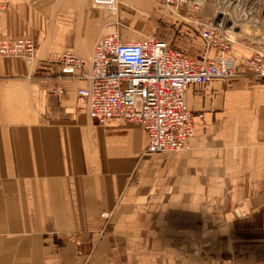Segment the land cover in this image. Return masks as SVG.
<instances>
[{
	"label": "crops",
	"instance_id": "crops-1",
	"mask_svg": "<svg viewBox=\"0 0 264 264\" xmlns=\"http://www.w3.org/2000/svg\"><path fill=\"white\" fill-rule=\"evenodd\" d=\"M0 2L3 35L31 38L40 58L32 73L0 56V264H264V79L237 62L189 85L203 113L189 148L143 154L139 124L89 118L80 82L56 79L64 49L98 38L90 0Z\"/></svg>",
	"mask_w": 264,
	"mask_h": 264
},
{
	"label": "built area",
	"instance_id": "built-area-1",
	"mask_svg": "<svg viewBox=\"0 0 264 264\" xmlns=\"http://www.w3.org/2000/svg\"><path fill=\"white\" fill-rule=\"evenodd\" d=\"M174 0H165V4ZM114 0H92V8L111 12ZM5 5L0 2V12ZM204 53L189 56L170 41L155 35L137 40H122L119 33L100 35L88 56L64 49L58 59L57 79L80 82L75 87L77 100L88 116L103 122L121 117L139 124L148 141L143 154L186 150L194 135L195 118L203 122V113L194 114L186 104L191 84L212 79L226 80L237 74L235 60L228 56L233 39L223 29L221 19L197 22ZM0 23V56H19L32 66L39 62L36 44L31 38H8ZM213 48L217 54L207 56ZM250 75L264 78V52L244 59ZM64 86L56 91L65 92ZM103 212L102 216H107Z\"/></svg>",
	"mask_w": 264,
	"mask_h": 264
},
{
	"label": "rangeland",
	"instance_id": "rangeland-1",
	"mask_svg": "<svg viewBox=\"0 0 264 264\" xmlns=\"http://www.w3.org/2000/svg\"><path fill=\"white\" fill-rule=\"evenodd\" d=\"M91 1L90 7L92 8ZM114 1L115 9L111 12L102 8H94L98 10L101 21V31L98 37L109 31L118 32L122 40H137L155 35L170 41L173 46L183 51L188 50L193 57H198L204 53V49L201 52L200 43H196L197 39L200 41L198 36L200 26L197 22L206 23L211 19H221L223 29L233 39L230 50L225 54L234 58L235 67L239 62L246 68L244 64L246 57L256 52H264V0H174L168 4H165V0ZM185 42L188 43L187 46L184 45ZM207 51L206 55L210 57L218 53L213 48ZM88 55L89 53L80 56ZM39 62L32 66L25 62L29 72H37ZM59 86L61 85L52 88L53 91L57 94H64L66 89L63 93L56 91ZM78 110L85 111L80 103ZM126 121L138 125L132 121ZM136 171L137 164L132 168L126 183L136 182ZM103 212H107V216H102ZM111 214L112 211L109 209L100 212L105 221ZM102 233L103 231H100L98 236L100 237Z\"/></svg>",
	"mask_w": 264,
	"mask_h": 264
}]
</instances>
